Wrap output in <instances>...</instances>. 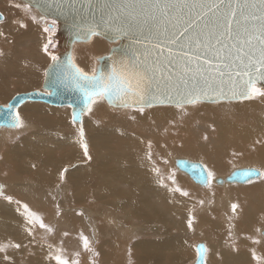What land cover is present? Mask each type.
<instances>
[{
    "label": "bare ground",
    "instance_id": "6f19581e",
    "mask_svg": "<svg viewBox=\"0 0 264 264\" xmlns=\"http://www.w3.org/2000/svg\"><path fill=\"white\" fill-rule=\"evenodd\" d=\"M13 6H11L10 2H8L7 0H0V8L7 10L8 13L12 11ZM3 36L5 37L2 38ZM10 36L12 39L10 38ZM43 37H46V35H43L42 32L38 31L34 26L33 27L18 26L12 21L11 18H6L5 22L0 23V45H1L0 104L5 103L2 105L8 106L9 101L14 96L20 94V93L15 94L16 92H20V91H24L21 93H27V91L31 92V90H35L36 88H39L40 85L39 82L42 83L44 81L45 78L44 71H43L42 81H40L42 70L46 68L44 67L45 65L44 63L46 61V53L44 51V45L46 43L45 42L43 43L44 40H41V38ZM90 42L91 43H89L88 45H77L73 49L74 61L81 69L89 73H91L93 68H96V64H97L96 59L100 56L108 54L111 48V45H109V43H107L106 40H104L101 37H97V36L93 37ZM35 45L38 46L40 55L37 56L35 55L36 53L34 51ZM58 53H59V48H58ZM261 99H263L261 104L259 102L256 103L253 100L243 101L244 103L240 102L238 104H232L231 102L218 103L222 105V107H220V110L224 109V110L232 111L234 113L237 112L240 115V117H243L241 119L242 122H230V121L228 122L226 121V119L222 120L216 114V111L218 110H215L214 108L206 104H203L204 106H201L200 110H198L199 112L195 113L194 116H192L193 114H185L184 112H181L176 109H172L171 107L155 106L158 108L155 109L149 108L147 109L146 113L143 114L135 113L126 117L124 120L121 119L123 125L124 122L126 123L136 122L140 132H136L134 130L130 131L129 129L124 128L125 126L122 125L120 127L110 126L109 124H111L113 120L109 116H107L105 119L106 121L111 120L110 122L104 124L107 126H104L102 121L100 120H98L97 123V118L93 119V125L97 132V134L96 133L95 134L97 136L92 140L90 137L89 140L90 142L86 143L88 148V154L93 153L91 155H94V161L92 163L93 165L88 164L87 167H89V169L86 168L87 169L86 170L84 168L82 170L84 172V175H81V178H79L80 180L78 182H76V179L70 180V182L74 185V189L75 187H78L80 184L85 183L82 186V188L85 189L83 192L84 198L82 197V194L81 197L80 196L75 197L72 193H69L66 196L67 202L70 203L72 206L85 204L86 208H87L86 206L87 204L95 205L97 203L101 208L99 203L101 200L100 201H96V200H98L97 198L102 199L103 196L101 194H99V196L95 194V192H98L96 191V188L107 186L108 184L107 183L105 184V181L108 179L110 180L109 182L111 183L112 186L117 185L118 182H121V180L122 179L124 180V178L116 172H118L119 169H123V172L125 171L128 172L131 169V175L129 176L130 184L127 186L129 187V192L125 193L124 195L123 193H120L119 188H117L115 191L116 194L114 196L112 195L111 197L115 200L109 202V206L117 210L124 208L126 210L125 211L123 210V212L129 214V215H125V217L128 216L127 218H133L138 215H144V212H140L139 210L141 204L146 209L148 210L150 209L149 211L152 212L151 216L146 217V219H148V221H157L159 219L158 215H160L159 205L162 204L163 206V201L164 203L167 202L168 199L171 198V196L170 194H168L167 190L164 188L162 183L159 182V179L157 177H154L155 171L151 166V162H149L150 160L146 156V151H147L146 145H150V143H153L151 144L152 147L150 149H152L156 154H158V159L160 163L162 162L163 158L166 156L165 154L169 155L172 152L178 154L172 156V160H170V166H172L173 169L175 166L178 169V171L182 172L181 174L176 170L175 177H177V179L174 180V185L179 188H186V186L193 185L191 183L192 179L188 177L189 175L181 171V168L178 166L179 160H186L189 163H200L205 169L206 177H207V174L209 173L207 170L208 168H206L203 163L198 161V158L200 157L204 158L205 161V162L203 161L204 163L209 164V167L212 168L211 169L212 172L213 170L215 171L213 172V174H215L216 172L228 171L227 175L217 176L215 177L214 180L212 176L211 180L206 182L207 185L208 184L210 185V183L213 181L219 186L220 185L236 186L235 184H239V186L241 187L245 185L248 186L254 184L253 186L251 187L249 186L245 189L231 191L234 197L240 195V198L237 201H234L232 199V205L233 204L237 205L236 208L237 211L236 210L233 211L231 206L229 208L232 215H238L239 211H241L239 215H246L250 221L256 222L257 217H255V215H259V212L261 211V208L256 206V202L258 201L260 202L264 200L263 199L264 194L263 195H261V193L259 194L261 188L264 192V174H263L264 171H262V169L256 168V166L255 168L252 166H248L247 165L248 163H246L247 166H245L244 164L243 165L244 167H238V168L234 167V169L232 168V170L229 173L230 167L229 164H227V162L229 160L234 161L237 158L236 161L240 160L241 162V161L249 160V161H253V163H255L254 161H257L264 165V97L263 98L261 97ZM29 103H37V102H29ZM100 103L101 101L92 105L93 108L97 107L95 111L99 110L98 107H100L99 105ZM24 104H22L18 108V114L19 111H24V113H26L25 111L29 109L28 106L24 107ZM45 105H46L45 107L40 105L37 106L36 108L39 111L41 112L45 111L46 113H48L47 109L55 110V111H50V114H52L53 116H58L59 114H62V117L63 116L66 117L65 113L61 112V110L58 109H65L71 112V108L68 106L57 107V106H50L47 104ZM34 110L32 109V111ZM102 114L103 112L100 113L101 118H102ZM88 116H89L88 112L84 113V115L82 116L83 118L82 124L84 125V129L86 130H89L88 127L86 126L87 124L86 118ZM100 116L98 117L100 118ZM178 117H180L179 119L181 120H179ZM175 118L177 119L173 120ZM197 120L199 121L197 122ZM209 120L212 121L211 126L207 125ZM200 121L201 123H199ZM170 123L172 124V126ZM241 123L243 124L239 125ZM79 125L81 126V124ZM183 125H186V127H189V129L188 130L183 129L182 128ZM172 127L175 128V131H178L177 133L182 135L181 138H178L177 136L178 134H176V136H173V138L170 137V139L167 140V138L169 137V130H172L173 129ZM201 128L204 129V132L201 131ZM124 129L125 131H123ZM88 133L90 135L89 131ZM138 133H140L141 135ZM204 133L205 135L207 134L206 138H208V140H205V137L203 136ZM140 136H143V138H141ZM51 140L61 142L56 136H53ZM64 140L67 146L75 145V143H77L76 138L70 136L69 134L66 135ZM78 140L80 141V138H78ZM208 142H210L212 145H210ZM167 147H168V151H164ZM65 148L67 147H64L62 144L60 150H62L63 153L62 154L60 153V156L64 155ZM82 150L84 151V149ZM8 155L9 154L6 152L5 156L4 157L2 156L5 161H8V157H7ZM123 157H129V159L128 162L125 163L126 165L121 168V165L123 164ZM152 157L155 158V155H152ZM10 159L11 158L9 156V161ZM4 160H2V162H4ZM66 161H69V159L66 158ZM113 161L115 162V164L113 163ZM66 164H68V162H66ZM102 166H105V169H102ZM21 167L25 168L26 166L21 164ZM75 169H77V167H75ZM241 169L256 170L260 173V175H258V177L248 182L241 184L231 183L227 181V178L231 177L236 170H241ZM73 171L74 169L72 170V172ZM5 177L6 176H3V178ZM49 178L47 179L46 177L44 181L41 180V182H39L36 186H32V184L30 183H33L34 180L32 178L27 179L25 177V179H21V180H23V182L28 181L27 183L29 184L27 183L23 184L21 182L18 185V187L21 186V188L19 189L10 188L11 182L7 181V178H5V182L0 181L1 183H3L4 186L9 188L7 190L9 193H6L7 197L5 196L6 198H2L0 196L1 197L0 205L8 208V210L10 211L8 212V210L6 209L7 212L6 211L4 212L3 208H0V246H6V250L0 252V264H55V261L49 259V256L50 253H54L56 249H62L64 253V258L68 259L69 261L73 259L72 254L69 253V249L67 246L68 243L70 242V239H73L71 238L72 236L70 237L64 236L63 238L62 236L59 237L60 236L59 233L58 234L59 236L58 237L56 236L57 237L56 242L54 243L53 246L49 247L50 245L46 246L43 245V243L41 246L38 243H35L31 237L25 239L26 236L25 232L28 231V225H27L28 222L23 217L18 216L20 214H17V211L18 210L21 211V208H23V205L25 204L24 206H27L28 207L27 209L29 210L27 213L29 212L36 213L40 216L43 214V216H46L44 215V213L48 211L49 205L54 203L53 200L56 199V194L60 192L59 185L55 184L54 180H52V177ZM256 180H258L257 181L258 183L255 182L253 184H250V182ZM13 185L15 186L16 184ZM139 188H141V190H139ZM64 189L65 186L62 190ZM67 189L68 188H66L65 190ZM215 190L216 189L212 188L210 192L212 193ZM92 191H93L92 199L88 200L87 196ZM184 192H187V190ZM252 196H254V199L250 200ZM9 197L11 199H9ZM244 198L245 201H242V199ZM142 200H145L146 204L142 203ZM226 200L228 202V199ZM183 201L186 204L188 203L185 200ZM220 202L221 199H219L218 205H220ZM223 202H224L223 205H225L224 200ZM178 203L181 202L177 200L176 197L172 196L173 209L167 213L164 210V214H162V215H171V216L173 215L174 218L171 220V223L173 225H177L178 223L186 224V221L188 220V215H186L187 210L185 208H182V206L179 207ZM177 204H178V209H174V206H176ZM152 205L157 210H151L150 207ZM86 208L85 209L82 208V211L86 210ZM88 211L89 210H87L86 213L89 219L90 213ZM68 213L71 214V211ZM77 216L80 215L77 214ZM77 216L76 218L75 216H72L75 218L76 221L74 220L71 221L70 218H67V221L70 223L71 226L75 225L73 228L75 232L73 233L79 236L78 241H80L82 234L81 229L83 228V221H82V217H80L81 221H78ZM107 217H104L103 220H106L107 224L109 225L110 229H112V231L108 227L102 224L103 221H101L98 226L91 217L90 222L93 227L95 226V231H97L96 235L101 234L103 235V238L104 236L111 237V235L109 234L110 232H112L113 235L114 233L117 235L115 238H113V240L112 239L103 240L101 245H99L100 247H98L97 249L98 251H100L101 254L100 257L102 259V262L108 261L110 264H114V261H117V259H119L120 257L117 253L118 249L124 247L126 250L127 248L126 246H128L127 242L129 241L130 236H128L129 230L126 229V227L129 225L132 226V224L127 219L125 223L120 224L114 218L112 219L113 221L115 220L114 226L113 228H111L113 225V221L109 218V215H107ZM202 219L204 218L201 217L200 220L198 219L199 220L198 224L200 226L204 225L207 228V233L210 232L208 233L209 234L208 238H210L212 236L211 233L212 224L210 225L208 223L207 225V223H203ZM85 221L87 220L84 219V222ZM140 227L142 228V226ZM62 232L63 231L61 230V233ZM182 232L183 231H176L174 232V234L177 237H180L182 236V234H180ZM189 233L194 234V231H189ZM101 235L99 236L102 238ZM194 235H196V233ZM174 238H175L174 235H172V238L165 240V242L169 245V241L174 240ZM150 242L154 243L159 241L152 240ZM15 244H19L20 248L13 247V245ZM70 245L72 246V243H70ZM138 246L140 245H137L136 247ZM204 246L206 249L207 246L205 244ZM70 249L72 250V248ZM103 249L107 251V253L109 251L110 255L109 256L108 254L104 255ZM205 254H206L205 256V264H206V259L208 256L207 249ZM157 257H161V256H157ZM197 257H198V253H197ZM124 258H127V260L130 259L128 257H124ZM154 259L157 258L151 256L143 260L152 261ZM161 259L166 260L169 258L166 255H164L163 257H161ZM196 259H194L195 260L194 263L196 262Z\"/></svg>",
    "mask_w": 264,
    "mask_h": 264
},
{
    "label": "snow or ice",
    "instance_id": "6c2138e0",
    "mask_svg": "<svg viewBox=\"0 0 264 264\" xmlns=\"http://www.w3.org/2000/svg\"><path fill=\"white\" fill-rule=\"evenodd\" d=\"M21 2L24 5L23 11L33 23L45 21L51 11L75 13L82 18L87 12L88 17L85 19L89 22L79 26L78 35L83 32L88 37L99 36L101 32L97 28L102 25L116 34L114 43L121 37H127L131 41L128 49L131 55L125 53L119 57H109L110 64H102L89 73L78 67L71 57L62 61L49 52V45H53L51 37L56 34V21L52 20L50 26L44 27V32L49 33L44 51L52 61L50 68L66 78V87H72L82 94L88 112L92 111L93 104L100 101H106L114 108L133 109L141 114L145 108L155 107L157 104L175 103L178 108H182L185 104L204 102L210 95L207 90H219L223 95L222 86L225 83L230 86L233 98L264 97V0ZM31 2L39 7V17L32 14V8L28 6ZM21 27L25 25L21 24ZM136 45L142 47L137 48ZM169 45H174L179 54H170L161 59L164 49ZM185 49L188 51H184ZM169 52L171 53V49ZM214 85L219 87H213ZM213 102H219V99ZM11 111L9 106V112ZM77 120L78 117L74 114L73 122ZM80 123L82 125V121ZM8 126L22 129L26 124L16 114ZM79 136L85 157L91 159L83 140L82 126ZM154 171L159 175V169ZM251 174V171L245 173ZM60 178L63 181V173ZM211 178L212 173H208L207 177L203 172L200 174L201 182H208ZM169 190L180 192L183 196L188 195L179 188ZM24 207L28 212L27 206ZM236 208L237 205L233 204V211ZM29 215L34 214L29 212ZM28 222L33 223L32 220ZM39 227L52 232L43 222H40ZM81 240L83 250L92 252L89 238L81 234ZM13 247L20 248V245L15 244ZM5 250L6 246H0V252ZM204 251L203 247L197 249L199 264H203L200 257ZM76 255L79 256V253ZM49 259L54 260L55 264H79L78 260L70 262L64 258L62 249L50 253Z\"/></svg>",
    "mask_w": 264,
    "mask_h": 264
},
{
    "label": "rangeland",
    "instance_id": "374dc122",
    "mask_svg": "<svg viewBox=\"0 0 264 264\" xmlns=\"http://www.w3.org/2000/svg\"><path fill=\"white\" fill-rule=\"evenodd\" d=\"M7 1L10 2L11 6H13V5L14 6H13L12 11H10V13H8L7 10L0 8V13L4 16V18L5 19L11 18L12 21L18 26H21V24H24L25 27H27V26L33 27L34 26L38 31H41L43 35H46V37L41 38V40H44L43 43L44 42L47 43L48 39H49V33L44 32L43 29H44V27L50 26L52 20L46 19L45 21H41L40 23H33L32 20L28 17V15L23 11L24 5L21 1H19V0H7ZM17 5H20V7H17ZM32 14L37 15L39 17V14L33 8H32ZM5 19L0 21V23L5 22ZM21 19H22V21H21ZM55 27H56V33H57V29H58L57 22H56ZM4 37L5 36H3L2 38H4ZM10 38H11V36H10ZM51 38L53 40V45H49V52L52 55L58 56V40L56 39V34H55V36H53ZM5 40H6V38H5ZM43 43H42V45H43ZM0 47H1V45H0ZM34 51L36 52L35 53L36 56L40 55L38 46H36V45L34 46ZM50 63H51L50 57H49V55L46 54V61L44 63L45 64L44 67H46V68L42 70V74L40 76L41 77L40 81H42V78H43V71L45 74V71H46V69ZM39 84H40L39 88H36L35 90H42L43 82L42 83L39 82ZM35 87H33V88H35ZM31 91H34V90H31ZM21 92H24V91L16 92L15 94L21 93ZM27 92H29V91H27ZM248 100H253L256 103L259 102L261 104L263 99H261V97L258 96V97H254V98L248 99ZM248 100H245V101H248ZM240 102H243V101L231 102V103L232 104H238ZM2 104H5V103H2ZM2 104H0V105H2ZM203 104H205V103H197L195 105L183 106L182 108H178L176 106H164V107H171L172 109L179 110L181 112H184L185 114H193L192 116H194L195 113L199 112L198 110H200V107L204 106ZM40 105L43 107L46 106L45 104L38 103V102L37 103L26 102L24 104V107H26V106L29 107V109L25 111L26 113H24V111H19L20 117L24 120V122L26 124L25 128H22V129L0 128V181L5 182V178H7V181L11 182L10 188H14V189L18 188L19 189V188H21V186L18 187V185L21 182L23 184L28 182V181L23 182V180H21V179H25V177L27 179L32 178L34 180L33 183H30V184H32V186H36L39 182H41V180L44 181V179H46V177H47V179L49 177H52V180H54L56 185H59V189H60V192L56 194L57 202H56V199H54L53 200L54 203L49 205L48 211H46V213H44V215H46V216H43V214L40 216L36 213H33L34 214L33 216H29V213H27L24 209L25 204L23 205V208H21V211L20 210H18L19 212L17 211V214H20L18 216L23 217L24 219L27 220V222L29 220L33 221L32 224H29V222L27 224L28 225V231L25 232V234H26L25 239H28V237H31L35 243H38L41 246L43 243V245H46V246L50 245L49 247H51L56 242V238L59 236L58 235L59 233H60L59 237L62 236L63 238H64V236H66V237L72 236L71 238H73V239H70V242L67 245L68 249H69V253L72 254V258H73L70 261L78 260L79 264H110L108 261L102 262V259L100 257L101 256L100 251H98L97 249H98V247H100L99 245H101L103 240H105V239H108V240L112 239L113 240V238H115L117 235L115 233L113 235L112 232L109 233L111 235V237L104 236V238H103V235H101V234L96 235L97 231H95V226L93 227L91 225V222H90V218L92 217V219L96 222V224L98 226H99L100 222L103 221L102 224L110 229L106 220H103L104 217H107V215H109V218L111 220L115 218L116 221L119 222L120 224L125 223L126 219L132 224V226L126 225L127 226L126 229L129 230L128 236H130L129 241L127 242L128 246H126L127 247L126 250L124 247H121L120 249H118L117 253L120 257H119V259H117V261H114V264H116V263L121 264L122 262H123L122 264H175V263L176 264H184V263L185 264H193L195 261L194 259L197 258V249H196L197 245L200 243H205L203 240L204 237L202 236V233L199 232L200 228L198 230V226L196 223L198 216L200 217V215H202V212H204L205 208L209 209L208 214H211V215H220V214L224 215V211H226V213L228 215H232L229 207L230 206L232 207V199H233L234 195L230 189L232 187L234 188V185H226V186L220 185L219 186L213 181L210 183V185L206 184V185L202 186V185L196 184L194 181H191L190 176H188L190 178L189 180L193 184L192 186H186V188H179V187L175 186L173 181L175 179H177V177H175L176 176V170H177V172H179L181 174H182V172L178 171V169L175 166L173 169V167L170 166V160H172L173 155H178V154L174 153V152H172L169 155L165 154L166 156L163 158L162 162L160 163L159 159H158V154H156L152 149H150L152 147L151 144H153V143H150L151 146L146 145V150H147L146 156L150 160L149 162H151V166L153 167V170L159 169V175L155 171L154 177H157L159 179V182H161V180H162V182H161L162 185L167 190L168 194H170V196H171V198L168 199L167 202L164 203V201H163L164 207L162 206V204L159 205L160 215H158L159 219L157 221H148V219H146V217L151 216L152 212L149 211L150 209L149 210L146 209L141 204H140L139 210H140V212H144V215H138V216H135L133 218H127L128 216L125 217V215H129V214H126L123 212V210L125 211L126 209L121 208V209L117 210V209H114V208L109 206V202H112L113 200H115L111 197H112V195L114 196L116 194L115 191L117 188H119L120 193H123L124 195H125V193L129 192V187H127V186L130 184L129 176L131 175V169L128 171L130 173H128L126 171L123 172V169H119V170L117 169L118 172L115 171L116 173L120 174L124 178V180L122 179L121 182H118L117 185L112 186L111 183L109 182L110 180L108 179L105 181V184L106 183L108 184L107 186L96 188V191H98V192H95V194L98 196H99V194H101L103 196L102 199L97 198L98 200H96V201L101 200L99 202L101 208L99 207V205L97 203L95 205H88L87 204L86 205L87 208L85 207V204L72 206L70 203L67 202L66 196L69 193H72L75 197H77V196L81 197V194H82V197L84 198L83 192L85 189H83L82 186L85 183L80 184L78 187H75V189H74V185L70 182V180L76 179V182H78L80 180L79 178H81V175H84V172L82 170L84 168L89 169V167H87V165L92 164L94 161V155H91L93 153L89 154L91 159L85 157L84 151L82 150L83 147L81 146V143L79 144L80 141L78 140V138H80L79 129L81 128V126L83 127V131H84L83 140H84L85 144L90 142L89 141L90 137L92 140L93 138H95L97 136L96 135L97 132H96L94 125H93V119H95V118H97V123H98V120H100V121H102V123L104 125L107 122L111 121V120H109V121L105 120L106 117L109 116L113 120V122L111 124H109L110 126L120 127L122 125V126H125L124 128H127L130 131L134 130L136 132H140L138 127H137L136 122H133V123L124 122V125H123V122L121 121V119L124 120L126 117L130 116L131 114L140 113V112L134 111L133 109L110 108L108 105H106L105 101H101V103L99 104L100 107H98L99 108L98 111H95V109H97V107L96 108L92 107L91 112L87 111L89 116L86 118L87 124L86 123L85 124L89 130H86V129H84L83 124L80 126L79 124H75L72 122L70 111H67L65 109H58V110H61V112H64L66 117H64V116L62 117V114H59L58 116H53L52 114H50V111H55V110L47 109L48 113H46L45 111L41 112L36 108L37 106H40ZM206 105H209L212 108H214L215 110H218V111H216V114L222 120L226 119V121H228V122L229 121L230 122H242L241 119L243 117H240V115L237 112L234 113L232 111H228V110H224V109L220 110V107H222V105H220V104H206ZM3 106H7V105H3ZM158 107H151L150 109H155ZM32 109L33 110L35 109L34 110L35 112L32 111ZM147 109H149V108H145L143 113H146ZM161 109H163V108H161ZM30 112H32V113H30ZM101 112H103L102 118L100 116ZM98 116H100V118ZM180 117H178V119ZM176 119L177 118H175L173 120H176ZM179 120H181V119H179ZM198 121L199 120H197V122ZM193 122H194V120H193ZM195 122H196V119H195ZM199 123H201V121ZM203 124H204V121H203ZM211 124H212V121L209 120L207 125L211 126ZM242 124L243 123H241L239 125H242ZM104 126H107V125H104ZM171 126H172V124H171ZM171 126H170V128H171ZM172 128H173L172 130H169V137L167 138V140L170 139V137L173 138V136H176V134H178L177 135L178 138H181L182 135L177 133L178 131H175L174 127H172ZM182 128L185 130L189 129V127H186V125H183ZM109 130H111V129H109ZM88 131L90 132V135H89ZM123 131H125V129ZM201 131L204 132V129L201 128ZM67 134L76 138L77 143H75V145H70V146L66 145L64 139H65ZM138 134H140V133H138ZM206 135L204 133L203 136L205 137V140H208V138H206ZM53 136L58 137L59 141H61L62 143L58 142V141L51 140V138ZM140 137L143 138V136H140ZM53 143H55V144H53ZM208 143L210 145H212L210 142H208ZM62 144L64 147H67L68 149L65 148L64 149V155L60 156V153L61 154L63 153V151L60 150V147ZM255 148H258V147H255ZM164 151H168V147ZM6 152L9 154L7 156L8 161H5L3 159ZM152 155H155V158H153ZM9 156L11 158L10 161H9ZM66 158L69 159V161H66ZM169 158H171V159H169ZM128 159H129V157H123V164L121 165V168L126 165L125 163L128 162ZM2 160H4V162H2ZM236 160H237V158L234 161L229 160L227 162V164H229V167H230L229 173L232 170V168L234 169V167L235 168L244 167L243 166L244 164H245V166L248 165V166H252L254 168L256 166V168L262 169V171H264V165L257 162V161H254L255 163H253V161H249V160H245V161H241V162H240V160H238L239 162ZM65 161L68 162V164H66ZM198 161L203 163L204 166L206 168H208L207 170L209 173H212L213 180L217 176H225L228 174V171L227 172L226 171L216 172L215 174H213V172H215V171L213 170V172H212L211 171L212 168L209 167V164L204 163L205 161H204L203 157L198 158ZM113 163L115 164L114 161H113ZM246 163H248V164L246 165ZM21 164L25 165L26 167L25 168L21 167ZM78 164H80L81 166ZM250 164H252V165H250ZM105 166H102V169H105ZM75 167H77V169H75ZM78 167H79V169H78ZM73 169H74V171L72 172ZM90 170H92V169H90ZM61 173H63V177H64L63 181H61V178H60ZM263 174H264V172H263ZM183 175H185V174H183ZM3 176H6V177L3 178ZM261 179H259V180H261ZM257 181L258 180L252 181V182H250V184H253ZM13 184H16V185L14 186ZM27 184H29V183H27ZM235 185H236V190L237 189L241 190V189H245L249 186L251 187L254 184L248 185V186L245 185V186H241V187L239 186V184H235ZM64 186H65V189L66 188H68V189L62 190L64 188ZM175 188H179L181 190V192H184L187 190L188 195L183 196L180 194V192H177L178 193V195H177L176 192L169 190V189H175ZM212 188L216 189V190L211 193L210 191L212 190ZM8 189H9L8 187L4 186L3 183H1L0 196L2 198L7 197L6 193H9L7 191ZM139 190H141V188H139ZM260 193H261V195L264 194L262 188H261L259 194ZM92 195H93V191L89 193V195L87 196V199L91 200ZM172 196L176 197L177 200H179L181 203H183V204L178 203L179 207L182 206V208H185L187 210L186 215H188V220L186 221V224L178 223L177 225H173L171 223V220L174 218L173 215L172 216L171 215H162V214H164V210L167 213L173 209L172 208ZM235 198L237 200H239L240 195L235 197ZM219 199H221L220 205H218ZM226 199H228V202ZM251 199H254V196H252L250 198V200ZM263 199H264V197H263ZM183 200L187 201L188 203L186 204ZM223 200L225 201V205H223V203H224ZM242 201H245V198L242 199ZM142 203L146 204L145 200H142ZM178 204L176 206H174V209H178ZM263 204H264V200L260 201V202L259 201L256 202V206L261 208L259 215H257V220L258 221L260 220L261 222H259L260 225L257 224V221L253 222V224L255 225L254 231L252 228L253 234L259 235V230L264 228V213H263L264 212V206H263ZM153 205L150 207L151 210H157L156 208L153 207ZM79 207H81V208H79ZM88 207H89V209H88ZM0 208H3L4 212L6 211V209L8 210V208L3 207L1 205H0ZM82 208L83 209L86 208V210L82 211ZM100 209H102V210H100ZM87 210H89L88 212L90 213L89 219H88V215L86 213ZM67 211L68 212L71 211V214H69ZM8 212H10V211L8 210ZM77 214L80 216H77ZM70 215H71V217H70ZM238 215H239V213H238ZM261 215H263V216H261ZM72 216H75V218L77 216L78 221H81L80 217H82L83 228L81 229L82 230L81 232L83 235L88 237L89 240L92 242L91 243V247L93 249L92 252L84 251L82 240L78 241L79 236H77L73 233V232H75L73 230L75 225L74 226L72 225L73 226L72 227L70 225V223L67 221V218H70L71 221L72 220L76 221L75 218ZM179 216H180V214H179ZM242 217H244L242 222L243 223L247 222V225L250 226L249 224H251L250 223L251 221L249 220V218L246 215H244ZM202 218H204V219H202L203 223H207L205 221L206 219L210 220V218H206V217H202ZM84 219H86L87 221L84 222ZM190 219H191V227H189V220ZM40 222H43V224H45L47 227H50L52 229V232L49 233L46 231V229H41L39 227ZM114 222H115V220L113 221V225L111 228H113ZM207 225H208V223H207ZM213 225L216 226L215 222L213 223ZM133 226H135V227H133ZM140 226H142V228ZM129 227H130V229H129ZM61 230L63 231L62 233H61ZM110 230L112 231V229H110ZM141 230H142V233H141ZM29 231H31V235H29ZM176 231H183L182 233H180V234H182V236L177 237L174 234V232H176ZM189 231H194V234L196 233V235H197V233H198V235L196 236L193 233L191 234V233H189ZM211 233H212V235L215 234V230H214L213 226H212ZM99 235H101L103 239ZM172 235H174L175 238H174V240L169 241V245H168L165 242V240L171 239ZM252 237H253V235H252ZM152 240L159 241V242L151 243L150 241H152ZM177 240H178V242H177ZM263 242H264V240H263ZM70 243H72V246L70 245ZM80 244H82V245H80ZM248 244H249V242H248ZM258 244H259V241H258ZM113 245H115V244H113ZM137 245H140V246L136 247ZM262 245L264 246V244H262ZM95 247H97V248H95ZM70 248H72V250ZM73 250H75V251H73ZM77 253H79L80 256H77L76 255ZM103 254L104 255L108 254V256H109L110 252L108 251V253H107V251L104 250ZM252 254L255 257L254 258L255 259L254 264H264V250L263 251H262V249H261V251H258V250L254 251L253 250ZM127 255H129V256H127ZM164 255H166L169 259L162 260L161 257H163ZM73 256H75V257H73ZM151 256L156 257L157 259H154L152 261H145L144 260L145 262H142L143 259H146V258L151 257ZM157 256H161V257H157ZM124 257H128L130 259L127 260V258H124ZM137 259H139V260H137ZM177 261H179V262L177 263Z\"/></svg>",
    "mask_w": 264,
    "mask_h": 264
},
{
    "label": "water",
    "instance_id": "95a60500",
    "mask_svg": "<svg viewBox=\"0 0 264 264\" xmlns=\"http://www.w3.org/2000/svg\"><path fill=\"white\" fill-rule=\"evenodd\" d=\"M28 5L29 7L36 10L37 13L39 14V7L34 2H31ZM87 17H88L87 12L83 14V18H82V16L77 15L75 13L64 12L63 14H61L55 11H51L50 14L47 16L46 18L47 20L48 19L55 20L57 22L58 29L56 33V39L58 40V48H59L58 57H60L62 61H67V59L71 57L73 62L76 64V62L73 59L74 47L77 45H88L92 40L93 37H88L83 32H80L78 35L79 26L85 25L87 22H89L85 19ZM3 19L4 16L0 13V21H2ZM96 19L97 20L99 19L98 15ZM97 31L101 32V35L97 37H101L104 40H106V42L109 43V45H111V48L108 54L100 56L96 59V63H97L96 68L100 67L102 64H110L109 57H114V56L119 57L121 55H124L125 53L131 55V52L128 51L129 46L131 45V41L127 37H121L119 40H117L114 43L113 39L115 38L116 35L114 32H112L107 28H104L102 25L101 27L97 28ZM135 47L140 48L142 47V45H136ZM169 49H171V53L169 52ZM157 51H159V49H157ZM184 51L187 52L188 50L185 49ZM170 54L178 55L179 50L174 45H169L167 48L164 49L163 56L161 57V59H163L164 56H168ZM137 55H139V52H137ZM189 55H191L190 52ZM51 63L48 65L45 71V78L42 84V90H34L27 93H20L14 96L9 101L8 106L0 105V128L13 129L14 127H9L8 123L14 118L16 114H18V108L26 102H39L57 107L68 106L71 108L72 122H73V116L75 114L78 117V120L77 122H75V124H81L80 121H83L82 116L84 115V113L87 112V108L84 103V97L79 91L75 90L74 88L65 86L66 78L60 75L58 72H53V70L50 68ZM245 79H247V77H245ZM213 87L218 88L219 86L214 85ZM222 87L224 89L223 95L220 93L219 90L215 92H212L211 90H207L210 93L209 97L206 98L204 102H200V103L218 104L224 102H238V101L248 100L240 97L233 98L232 92L229 90L230 86L227 83H225ZM172 95L175 97V92H173ZM176 99H179V97H176ZM217 99H219V102H213ZM105 103L109 107H112L106 101ZM9 106H11L12 109L11 112H9ZM157 106H176V105L175 103H166V104H157ZM184 106H188V104H185ZM178 166L181 168L183 172L188 174L192 179V181H194L196 184L202 186L207 184L206 182H201L200 174L201 172H203L204 176L206 177V172L200 163H189L186 160H179ZM248 171H251L252 174L245 175V173ZM258 175H260V173L256 170L241 169V170H236L231 177L227 178V181L231 183L241 184L258 177ZM200 247H203L205 249L204 244H199L197 246V249ZM205 253H206V249L200 257L203 261V264H205V256H206ZM194 264H199L198 257Z\"/></svg>",
    "mask_w": 264,
    "mask_h": 264
},
{
    "label": "crops",
    "instance_id": "0c3cea01",
    "mask_svg": "<svg viewBox=\"0 0 264 264\" xmlns=\"http://www.w3.org/2000/svg\"><path fill=\"white\" fill-rule=\"evenodd\" d=\"M230 190L236 191V186ZM233 200L237 201L235 197H233ZM208 210V208H205L202 215H200L196 221L199 230L200 225H198V221L201 217L210 218V220L206 219L205 221L210 225L212 224L211 226H213L215 230V234L208 238V233L210 232L207 233V228L204 225L200 226L199 232H201L204 237V244L207 246L206 249L208 251L206 264H254L255 259L252 251L264 250V246L262 245L264 244V228L259 230V235L253 234L252 228L254 231V221L250 222L252 224H249L251 227L248 226L247 222H242L244 218L242 216L244 215H228L226 211H224V215H211L208 214ZM240 212L241 211H239V213ZM255 217H257V215H255ZM214 222L216 226L213 225ZM259 222L261 221L257 220V224L260 225ZM142 262L145 261L143 260ZM178 262L179 261H177V263Z\"/></svg>",
    "mask_w": 264,
    "mask_h": 264
}]
</instances>
